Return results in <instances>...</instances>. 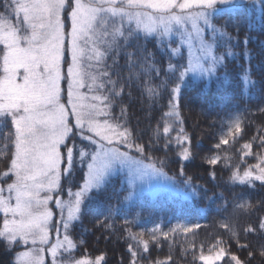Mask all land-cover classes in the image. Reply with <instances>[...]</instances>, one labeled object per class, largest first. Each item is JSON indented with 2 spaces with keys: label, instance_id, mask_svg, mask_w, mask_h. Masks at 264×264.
I'll use <instances>...</instances> for the list:
<instances>
[{
  "label": "snow or ice",
  "instance_id": "snow-or-ice-1",
  "mask_svg": "<svg viewBox=\"0 0 264 264\" xmlns=\"http://www.w3.org/2000/svg\"><path fill=\"white\" fill-rule=\"evenodd\" d=\"M245 5L259 6L264 12V0H0V119L14 129L5 136L14 151L3 173L5 182H12L6 183V188L0 186V237L9 244L30 246L17 259L26 258L27 264H102L104 255L75 258L77 242L70 231L73 221L95 192L103 190L117 165L129 166L133 190L136 176L146 174L144 168L159 171L155 164L144 165L143 159L129 154L128 150L134 149L143 156L145 147L131 139L124 125L113 123L112 100L124 93L122 87L116 90L118 84L113 80L119 75L114 70L117 57L128 39L141 32L145 38L175 34L179 43L187 46V56L181 58L184 62L168 65L175 86L168 93L169 111L164 115L179 120L185 77L189 73H214L225 56L232 55L230 50L223 56L214 52L220 32L215 18L234 14ZM230 18L238 31V17ZM172 52L179 56L181 48L174 47ZM125 55L129 65L135 62V53ZM162 131L171 143L173 128L166 120ZM242 131L237 122L227 136ZM227 136L219 140L216 149L229 143ZM76 138L87 142L91 151L78 148ZM175 142L182 146L181 159L189 161L191 137L182 126ZM258 146L264 149V135ZM243 149L245 156H251L252 142L245 143ZM74 153L79 156L80 167L87 171L80 177L83 183L75 186L78 190L64 192L60 180L73 171ZM257 159L259 163L242 174L237 169L232 181L253 186L259 181L264 185V155ZM220 161L219 155L207 159L209 165ZM215 175L210 173V178L214 180ZM62 193L70 201L65 202ZM49 205L59 212L54 214ZM221 227L227 229L229 224ZM158 229L154 227L151 232L153 242L159 235H168H158ZM258 231L264 235V219L244 229L245 234ZM130 238L137 248L128 246L129 264H138V254L148 252L149 241L143 239V233L130 234ZM230 247L217 240L207 255L201 247L199 256L193 253V258L202 264H251L254 252L247 243H239L237 237V250L247 251L248 260H242ZM46 254H50V261L46 262ZM260 255L264 256V249Z\"/></svg>",
  "mask_w": 264,
  "mask_h": 264
},
{
  "label": "trees",
  "instance_id": "trees-1",
  "mask_svg": "<svg viewBox=\"0 0 264 264\" xmlns=\"http://www.w3.org/2000/svg\"><path fill=\"white\" fill-rule=\"evenodd\" d=\"M232 15L240 21L238 31L233 26ZM214 23L220 29L216 53L223 56L230 50L232 55L225 56L223 64L217 65L209 80L185 78L178 107L179 120L164 115L169 111L168 93L175 86L168 65L183 63L181 58L187 56L184 49L179 56L173 54L176 39L162 41L159 37L145 38L142 34L130 37L114 65L119 73L113 76L118 84L116 90L122 87L124 93L112 100L113 123L124 125L131 139L145 147L143 156L135 152L136 156L155 164L182 188L193 190L195 196L182 204L165 195L157 198L137 195L130 199V188L124 177L120 174L111 177L73 221L70 231L77 242L75 258L88 255L94 259L104 255L102 264H129L128 246L131 244L133 250L137 248L130 234L143 233V239L149 241V250L138 254V264H156L157 261L202 264L198 258H193V253L198 257L203 247L207 255L208 249L221 239L231 246V252L248 260L247 251L237 250V237L239 243H247L254 252L251 264H264V256L260 255L264 235L259 231L244 232L245 228L255 227L264 219V185L259 181L254 182V186L240 184L231 179L237 169L242 174L249 166L259 163L258 156L264 155V149L258 146L264 135V12L259 6L245 5L234 14L217 16ZM126 52L135 53V62L131 65L126 61ZM108 63L112 64V60ZM165 120L173 128L171 143L162 131ZM237 122L243 131L235 133L234 137L227 136ZM181 126L191 137L189 161L181 159L182 146L175 142ZM226 136L229 143L216 149L215 145ZM248 142H252L251 156L244 155L243 145ZM11 155L10 147L0 148V186L10 181L5 182L3 173L7 171ZM214 155H219L221 161L209 165L207 159ZM83 172L85 168L74 164L73 171L63 178V188L76 190L75 186L83 182L80 180ZM212 172L216 174L214 180L210 178ZM189 178L190 184L187 183ZM225 223L229 228L221 227ZM197 224L199 228L195 227ZM157 226L158 235L160 232L168 235L166 238L159 235L158 241L153 242L151 232ZM23 250L22 245L9 244L0 237V264H19L16 259Z\"/></svg>",
  "mask_w": 264,
  "mask_h": 264
},
{
  "label": "rangeland",
  "instance_id": "rangeland-1",
  "mask_svg": "<svg viewBox=\"0 0 264 264\" xmlns=\"http://www.w3.org/2000/svg\"><path fill=\"white\" fill-rule=\"evenodd\" d=\"M0 9H1V11L3 10L2 8H0ZM140 34L144 35L143 32H141ZM155 37H159V36H155ZM160 39L164 40V41L177 39L178 44L175 47H180V48H182V50L184 49L186 51V55H187V46L181 45L179 43V38L175 34H173L171 36L160 37ZM0 48H2V46H0ZM214 52H215V50H214ZM212 74L213 73H211V74L189 73L188 76H186L185 78L188 77V78H191L193 80H198V79L209 80L211 78ZM11 131H14V129L11 126L6 125L4 123V121L2 119H0V148L2 150H6L7 147L8 148L10 147L12 149V151H14L10 142L5 139V136H7ZM77 139L78 138H76V140ZM76 140L74 141V143L78 146V148H83L85 151H91V147L87 144V142H81L80 140H79V142H76ZM121 150H124V149L122 148ZM61 151L64 152V149L62 148ZM128 151H129V154L132 155L131 150H128ZM75 156L76 155L74 153V164H77V163H79V156L77 155L78 157H76V158H75ZM132 156L136 159H140L134 155H132ZM143 164L149 165V163H146L145 161H143ZM262 166H264V165H262ZM133 167H136V166H133ZM156 169H158V168H156ZM86 171H87V169H86ZM143 171L146 174L143 175L142 178L139 175L136 176V178H135V185L136 186H135L134 190L131 189L132 194H130V199L135 198V196H137V195H143V194L149 195L152 198H157V197L164 194L168 199H175L178 201V204H182L184 201H187L190 198H192V196H195V193L193 192V190L187 189V187L182 188L180 185H178V183L172 177H170L169 175H167L165 172H163L160 169H159V171H154L151 168H144ZM119 174L124 177V181L126 182L128 187H130V185H129V179H130L129 166L117 165L115 170L108 177V180L111 177L119 175ZM65 176L66 175L62 176L61 180H60V185H61V188L64 190V192H66L67 189H69L68 187L63 188V178H65ZM11 182H12V180L10 179V181L8 183H11ZM5 188H6V186H5ZM76 190H78V189H76ZM76 190H73V191H76ZM61 198L65 202H68L71 199L70 197H68L66 194H63V193H62ZM49 207L52 208L54 214L59 212V209L55 208V206L49 205ZM0 214L3 216L2 212H0ZM66 215H67V208H65V216ZM23 247H24V250L21 252L28 251L30 246H23ZM21 252H19V253H21ZM50 259H51L50 254H46V262L50 261ZM16 260L19 264H27L26 258H21V259H16Z\"/></svg>",
  "mask_w": 264,
  "mask_h": 264
}]
</instances>
